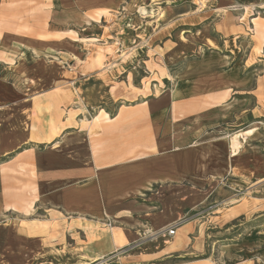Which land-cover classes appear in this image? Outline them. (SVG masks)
Returning <instances> with one entry per match:
<instances>
[{
	"label": "crops",
	"instance_id": "obj_1",
	"mask_svg": "<svg viewBox=\"0 0 264 264\" xmlns=\"http://www.w3.org/2000/svg\"><path fill=\"white\" fill-rule=\"evenodd\" d=\"M245 1L208 0L207 10L165 24V0H0V264L71 253L77 264L179 261L182 228L168 229L197 204L193 183L240 182L246 167L231 141L241 130L212 126L228 115L240 126L241 93L264 87L260 63L241 61ZM137 2L156 15L140 18ZM106 10L137 24L130 62L74 63L72 78L63 69L57 87L39 91L47 76L37 74V54L87 50V35H104L88 34L87 22ZM141 22L152 23L145 39ZM150 67L159 93L148 88ZM39 212L45 219H22Z\"/></svg>",
	"mask_w": 264,
	"mask_h": 264
},
{
	"label": "rangeland",
	"instance_id": "obj_2",
	"mask_svg": "<svg viewBox=\"0 0 264 264\" xmlns=\"http://www.w3.org/2000/svg\"><path fill=\"white\" fill-rule=\"evenodd\" d=\"M221 1L227 4L232 0ZM242 4L241 15L244 16L241 17V61L248 65L255 61L259 62V73L264 75V0H249L245 3L242 2ZM165 6L166 10L162 14V19H166L165 24H168L169 19L174 14L180 12L182 16L197 14L199 11L207 10L210 3L208 0H175V2L165 0ZM154 8V6H151L147 10V8L141 7L140 2H137V7H135L137 12L135 13L140 18L146 17L147 20H151L157 12ZM129 12H132V10L129 9ZM255 17L257 19L252 20ZM95 19L97 22H93L94 25L87 22V27H89L87 29L90 32L88 34L102 31L104 35L101 39L97 37V39H93L94 35H87L88 37L91 36L90 38L86 37L88 38L86 40L87 50H82L79 54L75 53L76 55L72 54L74 51L71 50L69 55L66 54V58H62V54L56 52V48L49 58L37 54L38 62L34 65L37 74L40 77L47 76L43 79L46 85L40 86L39 91L51 86L52 88L57 87V78H61L60 75L63 69L68 68L70 71L69 76L72 78L74 76V63L79 64L84 61L83 63H86V65L97 63L98 66H101L105 60L109 62L111 59L117 62L123 61V64L130 62L132 58L130 47L132 41H134L131 36L133 33L138 32L135 31L137 30V24L133 21L120 20L116 12L109 10L97 15ZM140 24H142L140 30L145 31L139 35L145 39L147 28L152 23L141 22ZM201 25H205V23ZM201 25L200 28H202ZM53 28L57 29L59 26L55 24ZM69 28L70 30L78 29L76 23H71ZM187 34H191V32L183 30L181 33V41L184 43L187 42ZM113 35H116L117 38ZM71 36L77 39L73 32H71ZM53 37L60 36L54 34ZM119 46L122 48L123 53L117 54L116 50ZM167 51H172V48ZM200 55L199 50L194 55L183 54L182 61L185 62L190 56ZM161 57L164 61H168L164 56ZM42 58L51 61H42ZM46 63L48 65L52 64V68H47ZM150 70L148 88L152 87L154 93H159L164 86L157 87L152 84L153 67H150ZM120 72H124V70L118 69L117 73ZM154 77H157V75H154ZM247 88V93H241V119H239L241 125L234 126L232 119L225 121L227 117H232L231 115L219 118L221 121L212 125L217 127L216 130L219 132L224 131L234 134V132H239L232 130L236 128L234 130H241V134H244L241 136V158H243L242 161L246 167L241 172V181L214 182L212 185L209 184L208 187L205 183H193L198 188V194L195 197L197 204L192 205L181 219L173 224L178 226L177 230L179 227L182 228L181 232L178 233V237L183 239L179 245L183 249L182 256L177 259L179 261L164 262L162 264H264V87L256 92L251 84H248ZM57 92L60 91L57 90ZM254 93H257L256 97ZM70 97L78 96L74 91H71ZM72 103L73 98L70 101V104ZM233 109H236V106L231 104V112ZM221 111L226 112V108H222ZM247 131L251 132L246 133ZM46 216L39 212V214L22 215V219H45ZM13 217L17 218L18 216L14 215ZM3 220L4 218H0V222H3ZM16 222L19 221L16 220ZM67 222L65 221L64 224H67ZM23 224H26V222L24 221ZM65 233L61 229L52 237H63ZM181 233L184 234V238H182ZM74 235L79 237L75 232ZM68 242L70 251H73V239L70 238ZM54 251V253H57L56 255H61V252H57L56 249ZM72 256H74L73 253L68 254L67 257L65 256V259L58 256L59 260L54 262L43 257L38 261L39 263L36 262L35 264H77ZM68 257L70 259H67ZM110 259L112 257H107L103 263Z\"/></svg>",
	"mask_w": 264,
	"mask_h": 264
},
{
	"label": "bare ground",
	"instance_id": "obj_3",
	"mask_svg": "<svg viewBox=\"0 0 264 264\" xmlns=\"http://www.w3.org/2000/svg\"><path fill=\"white\" fill-rule=\"evenodd\" d=\"M249 132H251V131H247L246 133H249ZM240 135L242 136L244 134L235 135L233 137V139H231V141H233V146H234L233 147V152H235V153H238V151L240 150V148H242V142H240V140H239Z\"/></svg>",
	"mask_w": 264,
	"mask_h": 264
},
{
	"label": "built area",
	"instance_id": "obj_4",
	"mask_svg": "<svg viewBox=\"0 0 264 264\" xmlns=\"http://www.w3.org/2000/svg\"><path fill=\"white\" fill-rule=\"evenodd\" d=\"M177 227H178L177 225H173L172 227H170L168 229V234L171 235V236L174 235L176 233V231H177Z\"/></svg>",
	"mask_w": 264,
	"mask_h": 264
}]
</instances>
